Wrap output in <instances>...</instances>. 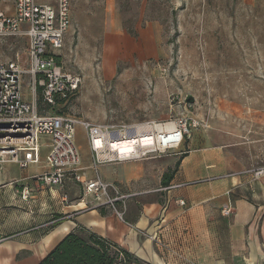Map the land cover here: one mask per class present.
Wrapping results in <instances>:
<instances>
[{
    "label": "rangeland",
    "instance_id": "rangeland-1",
    "mask_svg": "<svg viewBox=\"0 0 264 264\" xmlns=\"http://www.w3.org/2000/svg\"><path fill=\"white\" fill-rule=\"evenodd\" d=\"M13 4L0 0V10ZM26 48L19 37L2 51L7 59L18 56L27 69ZM59 58L81 80L76 96L56 107L60 114L117 129L196 118L199 130L218 133L219 142H236L249 159L264 152V2L72 0ZM21 91L32 101L28 75ZM35 100L38 113H52L39 102V91ZM75 144L90 158L81 127ZM46 153L42 147L41 157ZM57 191L67 201L82 199L81 187L71 180Z\"/></svg>",
    "mask_w": 264,
    "mask_h": 264
},
{
    "label": "crops",
    "instance_id": "crops-1",
    "mask_svg": "<svg viewBox=\"0 0 264 264\" xmlns=\"http://www.w3.org/2000/svg\"><path fill=\"white\" fill-rule=\"evenodd\" d=\"M13 5L0 11L12 15ZM219 137L193 130L165 156L104 164L96 171L90 152L87 159L78 149L84 178L98 176L120 194L132 195L123 220L108 208L82 211L81 201H67L47 186L42 179L47 153L25 169L0 164V264H39L80 228L147 264H264V174H255L264 152L249 159L241 145ZM101 209L109 215L102 216Z\"/></svg>",
    "mask_w": 264,
    "mask_h": 264
},
{
    "label": "built area",
    "instance_id": "built-area-1",
    "mask_svg": "<svg viewBox=\"0 0 264 264\" xmlns=\"http://www.w3.org/2000/svg\"><path fill=\"white\" fill-rule=\"evenodd\" d=\"M53 1L54 5L38 0H14L12 15L0 11V164H17L25 169L39 162L44 147L47 149L48 172L42 179L47 186L59 189L67 178H72L82 189V211L108 208L123 220L126 201L132 195L120 194L115 186L103 182L98 176L92 179L83 177L75 144L76 127L85 132L96 171L104 164L165 156L178 150L192 131L198 130L202 124L196 118L179 117L162 123L148 122L117 129L68 115L38 113L36 91L40 93L42 104L54 108L76 96L81 85L78 76L64 70L59 58L65 34L71 26L72 0ZM19 37L27 41V69L23 68L18 56L7 59L2 51L6 42ZM26 75L31 79L30 102L23 99L21 91ZM146 136L152 140L150 146L142 144ZM42 137L46 138V143H41ZM129 140L135 142V149L129 156H123L115 145ZM255 174H264V167ZM85 199H90L91 203ZM223 213L228 216L230 211Z\"/></svg>",
    "mask_w": 264,
    "mask_h": 264
},
{
    "label": "trees",
    "instance_id": "trees-1",
    "mask_svg": "<svg viewBox=\"0 0 264 264\" xmlns=\"http://www.w3.org/2000/svg\"><path fill=\"white\" fill-rule=\"evenodd\" d=\"M39 102L42 104L40 93ZM56 107L52 112L60 114ZM175 169L163 176L164 182ZM100 213L105 215L103 209ZM39 264H140V261L109 240L80 228L67 234Z\"/></svg>",
    "mask_w": 264,
    "mask_h": 264
},
{
    "label": "bare ground",
    "instance_id": "bare-ground-1",
    "mask_svg": "<svg viewBox=\"0 0 264 264\" xmlns=\"http://www.w3.org/2000/svg\"><path fill=\"white\" fill-rule=\"evenodd\" d=\"M143 146H150L152 144V140L149 137H144L142 140ZM135 142L133 140L129 141H123L117 144L116 150L123 155V156H129L135 149Z\"/></svg>",
    "mask_w": 264,
    "mask_h": 264
}]
</instances>
